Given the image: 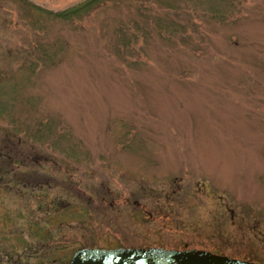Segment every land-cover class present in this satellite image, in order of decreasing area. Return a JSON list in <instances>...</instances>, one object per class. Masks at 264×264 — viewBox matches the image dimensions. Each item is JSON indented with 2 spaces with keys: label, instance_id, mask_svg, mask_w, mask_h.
Here are the masks:
<instances>
[{
  "label": "rangeland",
  "instance_id": "obj_1",
  "mask_svg": "<svg viewBox=\"0 0 264 264\" xmlns=\"http://www.w3.org/2000/svg\"><path fill=\"white\" fill-rule=\"evenodd\" d=\"M79 1L0 0V264L117 245L264 263V0L32 7Z\"/></svg>",
  "mask_w": 264,
  "mask_h": 264
},
{
  "label": "water",
  "instance_id": "obj_2",
  "mask_svg": "<svg viewBox=\"0 0 264 264\" xmlns=\"http://www.w3.org/2000/svg\"><path fill=\"white\" fill-rule=\"evenodd\" d=\"M67 264H264L203 249L149 247H80Z\"/></svg>",
  "mask_w": 264,
  "mask_h": 264
},
{
  "label": "trees",
  "instance_id": "obj_3",
  "mask_svg": "<svg viewBox=\"0 0 264 264\" xmlns=\"http://www.w3.org/2000/svg\"><path fill=\"white\" fill-rule=\"evenodd\" d=\"M101 2H102V0H81V1L75 3L71 6H68L66 8L61 9V10H57V11H53V12L49 11V10H45L39 6H36V5H32V7L34 9H36L37 11L42 12L46 16H49V15L52 16V18L71 19V18L79 17L83 13L90 11L94 6H96L97 4H99ZM158 21L160 22L159 24L162 27L163 24L161 23L160 19H158ZM167 25H169L170 27H173L172 21H169V23H167ZM37 48H39L40 51L42 52V55L38 56L37 60L40 61V63H46L48 61V58L46 57L47 54H45V50L42 49L40 45H37ZM0 86H1V82H0ZM6 111L8 113V108L4 105V103L1 102L0 103V112H4L6 114ZM38 125L35 128L34 135L30 134V133H28V134L31 135L36 140H40L42 142H48L49 143L48 145H51V147L55 150L59 149V141L58 140H60V139H58V138L54 139V140L50 139V137L48 136L49 134H46L45 132L41 133L39 131L40 126H38ZM45 130L47 132H50L49 128H46ZM61 149H63V148H61Z\"/></svg>",
  "mask_w": 264,
  "mask_h": 264
}]
</instances>
